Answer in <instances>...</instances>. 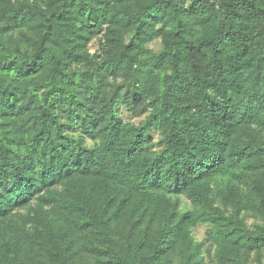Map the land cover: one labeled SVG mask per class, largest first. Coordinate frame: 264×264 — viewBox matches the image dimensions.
Wrapping results in <instances>:
<instances>
[{"label":"trees","instance_id":"16d2710c","mask_svg":"<svg viewBox=\"0 0 264 264\" xmlns=\"http://www.w3.org/2000/svg\"><path fill=\"white\" fill-rule=\"evenodd\" d=\"M251 263L264 0H0V264Z\"/></svg>","mask_w":264,"mask_h":264},{"label":"rangeland","instance_id":"374dc122","mask_svg":"<svg viewBox=\"0 0 264 264\" xmlns=\"http://www.w3.org/2000/svg\"><path fill=\"white\" fill-rule=\"evenodd\" d=\"M98 47H99V38H97L91 45V51L95 52L98 49ZM150 47L154 50H158L160 48V42L156 41L152 43ZM121 117L124 120H132L135 123H138L141 120V119H130V115L128 114L125 108H122L121 110ZM205 230H206L205 226H200L199 228L195 230L194 235H195L196 240L201 241L204 238ZM251 264H254V263H251Z\"/></svg>","mask_w":264,"mask_h":264}]
</instances>
